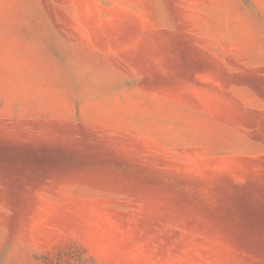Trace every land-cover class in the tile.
<instances>
[{
    "label": "rangeland",
    "instance_id": "1",
    "mask_svg": "<svg viewBox=\"0 0 264 264\" xmlns=\"http://www.w3.org/2000/svg\"><path fill=\"white\" fill-rule=\"evenodd\" d=\"M0 264H264V0H0Z\"/></svg>",
    "mask_w": 264,
    "mask_h": 264
}]
</instances>
